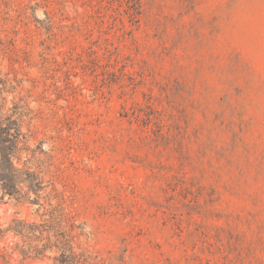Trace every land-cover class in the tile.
<instances>
[{"label": "rangeland", "instance_id": "rangeland-1", "mask_svg": "<svg viewBox=\"0 0 264 264\" xmlns=\"http://www.w3.org/2000/svg\"><path fill=\"white\" fill-rule=\"evenodd\" d=\"M0 70L110 264H264V0H0ZM0 199V229L37 220ZM0 231V264L24 258Z\"/></svg>", "mask_w": 264, "mask_h": 264}, {"label": "trees", "instance_id": "trees-1", "mask_svg": "<svg viewBox=\"0 0 264 264\" xmlns=\"http://www.w3.org/2000/svg\"><path fill=\"white\" fill-rule=\"evenodd\" d=\"M2 18L0 15V20ZM4 42L0 36V54ZM20 80L0 70V199L37 205V220L13 219L2 233L18 238L24 258H48L50 264H110L109 260L82 248L83 235L74 198L57 187L52 156L42 144L31 147L32 134L24 131L35 119L28 98L16 94Z\"/></svg>", "mask_w": 264, "mask_h": 264}]
</instances>
